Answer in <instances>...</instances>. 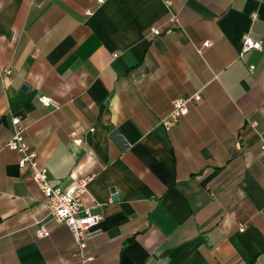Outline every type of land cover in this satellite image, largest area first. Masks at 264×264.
<instances>
[{
	"label": "crops",
	"instance_id": "obj_1",
	"mask_svg": "<svg viewBox=\"0 0 264 264\" xmlns=\"http://www.w3.org/2000/svg\"><path fill=\"white\" fill-rule=\"evenodd\" d=\"M170 1L0 0V264H264V50L242 52L264 0ZM15 118L52 184L89 178L85 249L8 147Z\"/></svg>",
	"mask_w": 264,
	"mask_h": 264
},
{
	"label": "built area",
	"instance_id": "obj_2",
	"mask_svg": "<svg viewBox=\"0 0 264 264\" xmlns=\"http://www.w3.org/2000/svg\"><path fill=\"white\" fill-rule=\"evenodd\" d=\"M103 0H100L102 2ZM168 5L171 4L170 0H164ZM256 15H254L255 17ZM161 26L150 27L148 37L153 38L161 34ZM211 41L207 40L203 43V47H208ZM256 49L264 50L263 43L246 36L243 45L242 52ZM202 52V48H199ZM202 99L201 91H196L186 96H179L172 100V108L170 112L162 117L161 123L166 129H169L171 125L178 122L181 117L188 113L189 104L194 101H200ZM40 100L44 104H49L50 99L46 97H40ZM15 131L8 142V147L14 149L20 153L18 165L20 168H28L31 172L32 178L40 186L43 194L46 197L49 213L52 218L58 222H63L68 225L73 233V236L83 250L86 247L87 236L91 229L95 227L101 220V214L93 213L89 208L83 207L81 201V195L87 191L89 178H84L77 183L71 185L68 188H62L60 186L52 184L48 171L46 168L39 166L37 162V151L33 149L25 138V128L20 123L19 118L14 119ZM264 150V144L262 146ZM245 226H241L240 230L243 231ZM39 237L49 236L50 232L41 224L36 231ZM90 258L84 259V264H88ZM143 264H151L145 262Z\"/></svg>",
	"mask_w": 264,
	"mask_h": 264
},
{
	"label": "water",
	"instance_id": "obj_3",
	"mask_svg": "<svg viewBox=\"0 0 264 264\" xmlns=\"http://www.w3.org/2000/svg\"><path fill=\"white\" fill-rule=\"evenodd\" d=\"M117 198H118L117 196L114 197V199H117Z\"/></svg>",
	"mask_w": 264,
	"mask_h": 264
}]
</instances>
